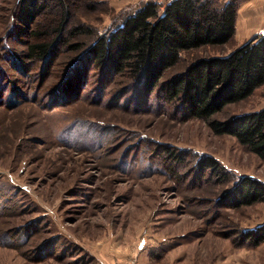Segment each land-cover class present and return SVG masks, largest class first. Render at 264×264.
Here are the masks:
<instances>
[{
    "label": "rangeland",
    "instance_id": "rangeland-1",
    "mask_svg": "<svg viewBox=\"0 0 264 264\" xmlns=\"http://www.w3.org/2000/svg\"><path fill=\"white\" fill-rule=\"evenodd\" d=\"M26 1L0 0V264H264V243L244 241L264 225V202L223 208L233 183L197 168L208 156L264 183V161L156 91L78 58L143 4L169 0H64L65 12L48 0L34 20ZM66 12L69 29L89 32L29 60L30 44L52 40L34 34ZM228 45L182 53L163 81ZM263 108L262 87L216 119Z\"/></svg>",
    "mask_w": 264,
    "mask_h": 264
},
{
    "label": "trees",
    "instance_id": "trees-1",
    "mask_svg": "<svg viewBox=\"0 0 264 264\" xmlns=\"http://www.w3.org/2000/svg\"><path fill=\"white\" fill-rule=\"evenodd\" d=\"M245 1L170 0L164 6L148 2L108 35L81 51L78 58L97 66L103 75L110 72L126 78L129 88L156 91L165 104L204 121L214 135L234 137L264 161V108L226 120L216 119L227 106L250 98L264 87V32L227 55L197 59L182 73L163 81L165 74L179 65L182 53L230 43L236 33L239 8ZM47 2L27 0L23 15L36 19L48 8ZM56 2L65 12L64 0ZM68 24L66 12L57 27L35 33V39L48 35L52 40L30 44L28 59H48L59 40L63 41V47L68 45L67 38L89 32L84 27L69 29ZM69 48L82 50L78 44ZM197 168L222 184L233 183L221 195L223 208L239 209L264 202V183L260 180L235 177L208 156L198 161ZM244 233V241L252 246L264 243V225Z\"/></svg>",
    "mask_w": 264,
    "mask_h": 264
},
{
    "label": "crops",
    "instance_id": "crops-1",
    "mask_svg": "<svg viewBox=\"0 0 264 264\" xmlns=\"http://www.w3.org/2000/svg\"><path fill=\"white\" fill-rule=\"evenodd\" d=\"M263 32L264 0H246L241 4L238 11L234 39L228 43L229 45L232 44L230 53Z\"/></svg>",
    "mask_w": 264,
    "mask_h": 264
},
{
    "label": "built area",
    "instance_id": "built-area-1",
    "mask_svg": "<svg viewBox=\"0 0 264 264\" xmlns=\"http://www.w3.org/2000/svg\"><path fill=\"white\" fill-rule=\"evenodd\" d=\"M128 264H133V263L131 262V263H128Z\"/></svg>",
    "mask_w": 264,
    "mask_h": 264
}]
</instances>
